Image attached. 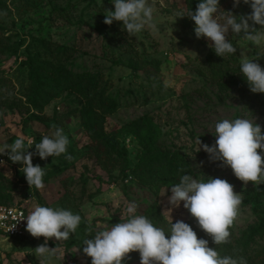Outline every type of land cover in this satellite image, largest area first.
Here are the masks:
<instances>
[{
    "label": "rangeland",
    "instance_id": "obj_1",
    "mask_svg": "<svg viewBox=\"0 0 264 264\" xmlns=\"http://www.w3.org/2000/svg\"><path fill=\"white\" fill-rule=\"evenodd\" d=\"M3 1L0 146L23 135L26 142L33 141L29 151L34 152L35 143L44 135L51 136L56 127H62L70 140L67 153L71 154V160L65 159V154L47 159L33 156V164L45 169L43 189L29 186L22 165L9 159V150L0 155L5 161L0 165L1 201L22 205L27 214L36 205H47L70 209L82 216L80 226L69 239L47 240V246L56 249V255L47 264H91V257L83 252V241L126 220L127 207L132 202L137 205L136 215L154 213V220L168 222L172 218L173 223L183 220L189 224L190 212L183 207V201L179 207L168 201L172 184L178 183L183 174L197 179L202 176L226 179L240 193L242 203L229 230L242 240L215 247L222 256L245 257L248 253L242 252V244L251 233L250 227L257 226L264 217V198L258 202L250 199L257 187L254 182L241 181L230 166L211 161L202 145L215 143V123L224 118H253L264 132V102L250 90L241 72L235 83L227 75L212 77L210 41L197 38L194 25H184L187 15L177 17V13L189 10V0H150L155 27L146 26L134 36L127 33L122 21L114 20L111 25L104 22L110 10H114L111 0ZM227 5L230 6L224 11L238 17L252 12L251 5L243 0L239 4L229 0ZM249 25L256 40H249L243 32L230 37L237 47L234 61L228 62L231 68L239 67L243 56L257 57V62L264 66V26L251 20ZM44 46L54 55L61 49L60 67L97 78L98 88L114 100V110L102 114L101 139L124 148L127 164L115 153L109 157L112 163L105 166L99 163L91 147L93 139L84 128L88 113L95 108L79 92L64 87L65 74L49 67ZM29 58L50 76L48 84L52 87L36 106L30 105L25 97L34 82L27 63ZM145 61H151L153 66H147ZM166 81H171L172 86L165 87ZM32 114L43 120L31 119ZM141 117L147 119L154 145L169 151L181 169L187 167L186 172L174 179L166 170L151 169L154 177L145 180L150 174L132 171L140 161L142 145L127 130V124ZM257 151L264 159V151ZM191 217L192 224H197ZM28 234L27 231L29 239L0 235V264H40L34 248L44 244L45 238ZM250 246L261 252L264 237H257ZM124 264H140L139 252H130Z\"/></svg>",
    "mask_w": 264,
    "mask_h": 264
},
{
    "label": "clouds",
    "instance_id": "obj_2",
    "mask_svg": "<svg viewBox=\"0 0 264 264\" xmlns=\"http://www.w3.org/2000/svg\"><path fill=\"white\" fill-rule=\"evenodd\" d=\"M111 2L114 10L106 15V24L111 25L114 20L122 21L124 29L133 36L146 26L155 27L154 7L150 0ZM239 2L235 0L236 4ZM243 2L251 5L252 12L248 16L238 17L231 11L221 10L220 0H199L195 11H181L177 17L188 15L195 22L197 38H207L209 47L224 58L237 52L230 38L233 35L243 32L249 40H256L253 31L249 32L250 20L264 26V0ZM239 72L243 73L252 92L264 93V66L257 62V57L243 56ZM164 86L170 87L172 82L166 81ZM214 135L213 145H202L211 161H221L230 166L241 181H252L255 186L264 184V159L257 151H264V132L260 124L247 116L224 118L215 123ZM69 143L63 128L56 127L51 136L44 135L39 143H35L34 152L29 151L33 141L26 142L25 137L20 135L13 143L0 146V155L9 150V159L22 165L29 186L43 189L45 169L40 164H33V156L47 159L65 154V159L71 160V154L67 153ZM4 163L0 159V165ZM170 191L169 204L179 207L183 201V207L196 219L198 226L211 236L216 246L230 242L229 229L242 203V196L234 191L231 183L221 178L202 176L197 179L191 174H183L178 183L172 184ZM136 208L134 202L130 203L126 220L112 224L110 228L100 230L83 241V252L91 257V264H124L132 251L139 252L140 264H248L242 256H222L217 247H210L207 239L198 238L193 227L183 220L173 223L171 218L167 222L169 226H159L145 215H136ZM14 219L26 220V230L32 236L45 238L44 244L34 248V255L39 258L40 264H47L56 255L55 247H48L47 240L52 237L58 241L69 239L82 222L79 213L47 205H36L26 218L21 214Z\"/></svg>",
    "mask_w": 264,
    "mask_h": 264
},
{
    "label": "trees",
    "instance_id": "obj_3",
    "mask_svg": "<svg viewBox=\"0 0 264 264\" xmlns=\"http://www.w3.org/2000/svg\"><path fill=\"white\" fill-rule=\"evenodd\" d=\"M227 1L229 0H220V9L221 10H227L230 5H227ZM233 1V0H231ZM199 3V0H189V10L192 9L195 11L197 5ZM4 1L0 0V9L3 8ZM224 8V9H223ZM194 25L195 22L187 15V18L185 19L184 25ZM232 43L235 45V42L232 41ZM236 46V45H235ZM45 48V55H48L47 63L49 67H51L53 70H58L61 74H65V80H64V87L70 88L74 91L79 92L84 98H86L95 108L93 112H89L87 115V120L84 122V128L88 135L93 139L91 142L92 149L94 154L97 155L99 163L102 165L110 164L112 163L111 157L112 154H116V156L121 158L122 163L127 164V158H126V150L124 148H118L114 146L112 142H110L108 139H105L103 141L101 138V134H103L101 130V119L103 117L102 114L109 113L114 110L115 108V102L114 100L105 92L103 89H99L98 85H96L97 78L87 77L86 74H76L72 71L64 70L63 67H60V50L58 49L54 55L53 52ZM3 49V48H2ZM1 49V50H2ZM0 50V51H1ZM3 51V50H2ZM237 52L233 55H229L226 57L218 56L214 49L209 47V58H210V70L212 77L218 78L222 77L224 75H227L230 78V82H236L238 78L239 67L237 68H231L228 65V62L234 61L235 55ZM28 66L30 70V75L32 76L34 82L32 91L29 95L25 94V97L30 105H35L37 102H39L43 97L46 98L49 94V90L52 89V87L48 84V81L50 80V76L46 73H44L42 70L39 69L38 65L34 62V59L29 58ZM144 64L153 66L152 62L145 61ZM155 64V63H154ZM134 69V68H133ZM64 72V73H62ZM238 82V81H237ZM259 96L263 99L264 102V93H258ZM44 99L43 101H45ZM13 100L10 103H12ZM31 119H35L37 121H42L43 118L39 116L38 114H32L30 115ZM147 119L145 118H138L134 119L128 122L127 124V130L137 138L138 142L142 145V151L140 155V161L137 163V166L135 168H132V171H135L137 169V172H142L146 174H150L147 177H145V180H149L154 177L155 174H151L150 170L154 169L156 172H160L162 170L168 171L170 174L173 175V178L175 179L176 176H178L180 173L186 172L188 169L185 166V168H180L176 164V160L172 157V154L167 150H162L159 147H156L154 145V138L153 134L148 126V123L146 122ZM103 153V154H102ZM101 154L103 156H101ZM102 157V159L100 158ZM114 161V159H113ZM155 162H158L157 165ZM183 165V164H182ZM127 166V165H126ZM124 172V169H122ZM249 198L254 200L255 202H258L260 199L264 198V184H260L256 187V191H252V193L249 195ZM250 201V200H249ZM0 204H6L10 205L12 203H7V201H1ZM155 214L150 213L147 215L150 219L153 220L154 223H156L159 226H169L166 221L158 219L154 220ZM189 216V225L193 227V229L197 232L198 238H204L209 241L210 247H215V243L212 241V238L209 234H207L205 231H203L197 224H192V217L191 214H188ZM251 233L248 235V237L243 242V248L242 252L248 253L244 258L247 259L248 264H264V250H261V252H257L256 248H251V243H254L256 238H263L264 237V217L260 219L257 226H251L250 227ZM231 236H230V242L221 244V245H232L233 243H239L242 238H235L232 231L230 230ZM167 235V234H166ZM13 239H22V238H28L25 237H12ZM33 240V238H32ZM238 248V246H236ZM235 248H233V251H235ZM236 252V251H235ZM249 253L251 256H249ZM235 254V253H234Z\"/></svg>",
    "mask_w": 264,
    "mask_h": 264
},
{
    "label": "built area",
    "instance_id": "obj_4",
    "mask_svg": "<svg viewBox=\"0 0 264 264\" xmlns=\"http://www.w3.org/2000/svg\"><path fill=\"white\" fill-rule=\"evenodd\" d=\"M23 214V217H27V211L22 205L18 204H0V235L9 237H25L26 231V220L14 219L19 218ZM15 224V226H14ZM14 226V227H13ZM31 235V234H28Z\"/></svg>",
    "mask_w": 264,
    "mask_h": 264
}]
</instances>
